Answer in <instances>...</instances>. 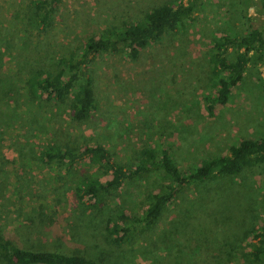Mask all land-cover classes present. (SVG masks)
<instances>
[{
  "label": "rangeland",
  "instance_id": "obj_1",
  "mask_svg": "<svg viewBox=\"0 0 264 264\" xmlns=\"http://www.w3.org/2000/svg\"><path fill=\"white\" fill-rule=\"evenodd\" d=\"M34 1L0 0V231L25 248L77 250L106 264H194L188 254L176 255L169 246L184 239L195 247L197 237L182 224L187 211L199 207L210 190L218 199V211L230 214L214 216L211 244L204 242L205 246L215 254L229 249L239 259L242 251L251 253L258 241L242 240V232L229 227V219L233 209L249 205L252 214L254 199L264 204V175L257 169L220 186L200 188L202 192L184 189L151 237L138 235L116 248L102 217L81 211L75 198L73 189L80 176L97 172L89 166L90 159L66 171L59 164H44L40 152L52 144L101 143L117 163L134 166L145 148L159 147L169 149L182 170H190L210 157L228 156L242 139L259 138L264 133L262 65H250L229 103L217 105L213 115L203 99L213 89L209 59L215 40L264 29V12L257 0H205L193 20L141 51L138 59L122 52L96 56L89 72L98 109L86 123L73 121L70 109L56 108L46 96L32 95L27 89L31 72L78 54L89 37L141 21L153 8L167 3L188 6L190 0H62L54 26L42 34L35 25ZM162 186L159 177L142 180L116 194L109 204L141 214L145 192ZM228 187L246 195L219 200L217 190ZM223 232H228L226 243ZM225 253L227 264L239 260Z\"/></svg>",
  "mask_w": 264,
  "mask_h": 264
},
{
  "label": "trees",
  "instance_id": "obj_2",
  "mask_svg": "<svg viewBox=\"0 0 264 264\" xmlns=\"http://www.w3.org/2000/svg\"><path fill=\"white\" fill-rule=\"evenodd\" d=\"M205 0H190V5H172L170 3L153 8L137 23L127 24L121 28H112L97 37H89L81 44L79 53L70 57H62L50 68L34 69L28 76L27 89L32 95L46 96L48 101L58 109L67 108L72 112V119L78 123H86L98 109V101L94 90V80L89 68L96 56L112 52H122L132 60L139 58L141 51L149 48L165 35L177 34L187 21L194 19L197 8ZM62 0H35V25L42 34L54 26L55 13ZM259 10L264 12V0H257ZM212 86L210 93L203 99L207 109L213 115L217 105H226L236 89L243 83L250 65L264 67V29L248 30L237 36L225 35L215 40L210 53ZM53 67V68H52ZM264 92V80H263ZM71 102L70 104H67ZM139 161L133 165L117 163L111 152L101 143L77 145L76 143L52 144L40 152L41 160L46 165L59 164L66 171L86 159L97 172L81 175L74 185L75 198L84 213H97L105 221V228L111 246L123 248L135 240L138 235L151 237L158 227L165 210L177 200L186 188H210L211 184L234 179L254 169L264 175V133L259 137L242 139L230 148L228 156H214L205 159L200 166L190 170H182L178 161L169 149L145 148ZM100 173V175H99ZM110 177L106 182L102 177ZM151 177H159L163 181L160 190H147L144 194L141 214L131 213L126 206L112 207L109 202L122 190L135 187L140 181ZM221 196L228 198L244 196L245 192L228 187L217 190ZM253 200V199H252ZM254 201V210L250 214V205L233 209L229 227L242 232L241 239L252 237L258 241L253 244V251H242L239 259L235 255L234 264H264V204ZM233 200L229 204L233 208ZM199 207H192L186 213V224L190 234L197 237L195 247L187 246L183 240H177L174 253H186L194 264H227L224 259L228 255L222 248L218 254L213 253L204 242H210L209 231L214 216L230 214L218 211L216 196L208 193L200 201ZM228 204V203H227ZM225 204L226 208L228 205ZM244 207V206H243ZM261 209V210H260ZM261 212V218H258ZM215 213V214H214ZM196 218V219H195ZM225 221V220H223ZM222 221V224L224 222ZM224 231V230H223ZM224 241L228 232H223ZM173 240V239H171ZM207 243V244H208ZM192 247V250L190 249ZM191 255V256H190ZM171 260V259H170ZM233 263V262H232ZM0 264H106L85 256L80 251L65 252L58 249H45L43 246L24 245L13 236L0 231Z\"/></svg>",
  "mask_w": 264,
  "mask_h": 264
}]
</instances>
